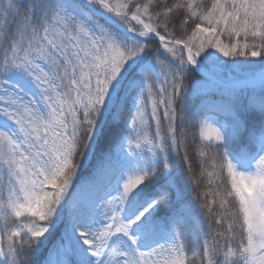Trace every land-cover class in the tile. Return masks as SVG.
<instances>
[{"label": "snow or ice", "instance_id": "1", "mask_svg": "<svg viewBox=\"0 0 264 264\" xmlns=\"http://www.w3.org/2000/svg\"><path fill=\"white\" fill-rule=\"evenodd\" d=\"M0 264H264V0H0Z\"/></svg>", "mask_w": 264, "mask_h": 264}]
</instances>
